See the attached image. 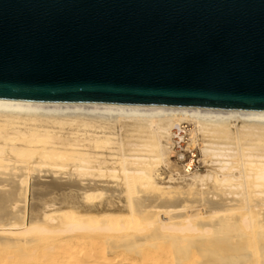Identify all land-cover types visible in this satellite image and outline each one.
<instances>
[{
  "label": "bare ground",
  "instance_id": "1",
  "mask_svg": "<svg viewBox=\"0 0 264 264\" xmlns=\"http://www.w3.org/2000/svg\"><path fill=\"white\" fill-rule=\"evenodd\" d=\"M8 263L264 264V111L0 101Z\"/></svg>",
  "mask_w": 264,
  "mask_h": 264
},
{
  "label": "water",
  "instance_id": "2",
  "mask_svg": "<svg viewBox=\"0 0 264 264\" xmlns=\"http://www.w3.org/2000/svg\"><path fill=\"white\" fill-rule=\"evenodd\" d=\"M0 101L264 111V0H0Z\"/></svg>",
  "mask_w": 264,
  "mask_h": 264
},
{
  "label": "rangeland",
  "instance_id": "3",
  "mask_svg": "<svg viewBox=\"0 0 264 264\" xmlns=\"http://www.w3.org/2000/svg\"><path fill=\"white\" fill-rule=\"evenodd\" d=\"M181 145L183 146L182 148H181L180 145H177L176 148H175L176 154L172 158L173 164H172L171 170H173L175 172L179 171L182 174H184L185 172H184V167L183 166L189 161V159L191 158L192 155H191V153H189V151L187 149L186 142H182ZM195 151H196V153L198 155V158L201 159L199 151L198 150H195ZM179 153L180 154H184L186 157H184V159H181L179 157ZM197 169L201 173H204L206 171V168L204 167V164L201 161L197 163ZM170 176H171V173L169 172V170L164 169L163 178L165 179V181H168ZM8 264H13V263H8Z\"/></svg>",
  "mask_w": 264,
  "mask_h": 264
}]
</instances>
